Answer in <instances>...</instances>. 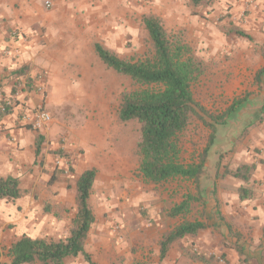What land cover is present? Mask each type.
Returning a JSON list of instances; mask_svg holds the SVG:
<instances>
[{
    "label": "rangeland",
    "instance_id": "374dc122",
    "mask_svg": "<svg viewBox=\"0 0 264 264\" xmlns=\"http://www.w3.org/2000/svg\"><path fill=\"white\" fill-rule=\"evenodd\" d=\"M44 1L40 0V6L46 22L62 20L61 25L47 27L57 31L60 28L64 35H76L80 43L85 40L84 49L89 52L84 50L85 53L95 58V43L126 61L150 57L152 48L142 18H160L169 38L180 39L202 61L204 72L192 83L191 91L194 100L211 115L223 114L233 100L250 94L235 117L216 126L213 143L212 131L196 117L179 135L182 164L199 162L207 151L197 184L181 179L148 184L139 175V159L134 154L138 126L121 124L116 119L121 94L134 87L102 64L99 73L106 86L104 98L99 100L106 118L90 123L97 132L95 137H102V150L109 152V159L118 166L114 177L93 184L91 190L95 222L84 249L92 260L97 264H264L262 237L255 245L252 239L260 228L250 216V207H246L250 202H240L237 197L242 184L230 175L242 164L254 163L264 171V115L259 121L264 82L259 91L252 74L264 45L254 40L249 28L250 6L255 4L250 0H215L192 8L189 0H50L51 7L46 8ZM58 117L68 126L83 123L73 121L69 115ZM69 169L64 190L54 189L58 199L43 201L44 214L55 222L52 228L35 229L46 240H66L70 235L77 206L76 177L69 178L73 172ZM43 183L37 187V194L44 187H52L51 183ZM257 184H264V179ZM101 194L102 201L97 197ZM186 195L197 198L190 205V214L171 218L170 210ZM184 221L201 222L204 228L175 242L165 259L160 260L163 236ZM7 229L9 234H15L14 226ZM3 235L0 229V264H7L8 247L14 238L9 236L6 242ZM65 264L87 263L79 256L68 258Z\"/></svg>",
    "mask_w": 264,
    "mask_h": 264
},
{
    "label": "crops",
    "instance_id": "0c3cea01",
    "mask_svg": "<svg viewBox=\"0 0 264 264\" xmlns=\"http://www.w3.org/2000/svg\"><path fill=\"white\" fill-rule=\"evenodd\" d=\"M40 5V0H0V104L8 102L12 107L10 114L0 118V178L15 177L27 191L15 201L0 200V229L6 242L9 236L14 241L24 235L44 238L35 229L55 225L52 217L44 214L43 201L58 199L54 189L64 190L68 177L60 172L64 164L63 167L53 164L57 150L69 154L65 161L73 170L70 179L72 175L77 179L84 171L95 169L94 185H97L101 180L114 177L118 166L109 159V152L102 150V137H95L97 132L90 123L92 120L103 122L106 118L99 100H103L106 86L103 74L99 73L102 63L97 56H87L85 40L80 43L76 35H64L60 28L57 31V28L47 27L61 25L62 20L47 23ZM250 9V31L254 40L264 45V0H258ZM15 28L19 29L18 37L12 36ZM258 62L252 69L253 78L264 66L262 57ZM38 74L44 77V94L36 89ZM27 79L34 80L35 89H25ZM69 106L73 108L68 110ZM38 108L52 117L48 125L35 131L22 116H28L30 121ZM59 114L83 123L68 126L60 121ZM60 135L63 136L60 138ZM38 137L41 142L36 156ZM260 179H264V171L256 166L249 184L253 196L247 200L250 204L246 207H250V216L260 228L259 233L254 231L253 244L261 239L264 246V184H257ZM42 181L43 185L51 183L52 187H44L37 194ZM97 197L102 201V194ZM93 199L90 195L91 206ZM11 226L15 229L13 235L7 229Z\"/></svg>",
    "mask_w": 264,
    "mask_h": 264
},
{
    "label": "trees",
    "instance_id": "16d2710c",
    "mask_svg": "<svg viewBox=\"0 0 264 264\" xmlns=\"http://www.w3.org/2000/svg\"><path fill=\"white\" fill-rule=\"evenodd\" d=\"M215 0H189L192 8L200 7ZM142 23L151 44V56L144 60L126 61L103 48L99 43L93 45V52L106 69L117 76L126 78L134 87L120 96V105L116 119L121 124L133 123L138 126V141L134 154L139 159V175L148 184H162L170 180L181 179L194 184L199 181L204 170L203 154L199 162L184 165L180 160L179 135L185 131L192 117L198 118L210 128L213 143L216 126L227 123L235 117L238 110L247 102L250 94L233 100L225 112L214 116L206 112L194 100L191 85L204 72L201 60L196 58L190 48L178 38H169L160 18L146 15ZM239 35L245 34L239 32ZM249 39V38H248ZM264 59V47L260 49ZM254 84L260 91L264 82V66L254 75ZM34 80L27 79L25 89H35ZM0 118L12 112V107L2 102ZM261 118L264 115V103L261 106ZM41 140H36V156ZM59 159H69L62 150L55 152ZM256 164H242L234 172H229L242 185L237 190L240 202L252 198L249 187ZM71 171V169H68ZM63 173V171H60ZM96 170L84 171L75 181V201L77 211L72 219L70 235L66 240L52 241L44 238L22 236L8 248L7 264H65L68 258L81 256L87 264H97L85 249L89 230L95 222L90 194L95 181ZM27 191L22 189L19 180L12 176L0 178V200L15 201L24 197ZM197 200L191 195L184 196L182 202L174 206L169 216L176 218L191 212V203ZM204 225L198 221H184L163 236L160 248V260L165 259L171 246L187 237L194 236ZM204 260V257L200 258Z\"/></svg>",
    "mask_w": 264,
    "mask_h": 264
},
{
    "label": "built area",
    "instance_id": "2783aa9c",
    "mask_svg": "<svg viewBox=\"0 0 264 264\" xmlns=\"http://www.w3.org/2000/svg\"><path fill=\"white\" fill-rule=\"evenodd\" d=\"M252 4H255L257 2V0H250ZM44 6L46 8H50L51 7V1L50 0H45L44 1ZM12 36L13 37H18L19 36V29L18 28H15L13 29L12 31ZM36 81H37V91L39 93H42L44 94L45 93V81H44V77L43 75L41 74H38L36 76ZM6 105L7 106H11L10 103L6 102ZM1 110L3 111V106H0ZM22 120L24 122H29V127H31L32 130H35V131H38V130H41L44 126L48 125L51 121V116L46 112L44 111L42 108H38L37 111H36V114L31 118V120L29 121L28 119V116L26 115H23L22 116ZM66 159H59L57 158L56 156V159H55V166L56 167H59V166H62V164H64V167H63V172L64 174H67L69 172V162L68 161H65Z\"/></svg>",
    "mask_w": 264,
    "mask_h": 264
}]
</instances>
